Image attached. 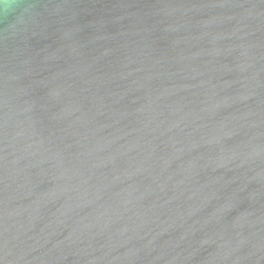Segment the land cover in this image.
Here are the masks:
<instances>
[{"label": "water", "instance_id": "water-1", "mask_svg": "<svg viewBox=\"0 0 264 264\" xmlns=\"http://www.w3.org/2000/svg\"><path fill=\"white\" fill-rule=\"evenodd\" d=\"M0 264H264V0H0Z\"/></svg>", "mask_w": 264, "mask_h": 264}]
</instances>
